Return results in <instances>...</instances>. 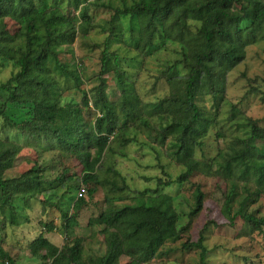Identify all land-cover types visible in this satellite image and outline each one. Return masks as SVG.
<instances>
[{
	"label": "trees",
	"instance_id": "obj_1",
	"mask_svg": "<svg viewBox=\"0 0 264 264\" xmlns=\"http://www.w3.org/2000/svg\"><path fill=\"white\" fill-rule=\"evenodd\" d=\"M88 1L71 0L72 7L82 6L79 16L71 17L60 13L59 8L41 9L37 0H0V59L10 60L17 67L6 81L0 83V115L11 126L22 128L26 133H52L63 147L72 150L83 165L84 173L78 182L84 184H70L68 191L73 188L80 191L85 187L89 198L101 184L96 170L106 150L110 149L111 138L126 144L129 141L126 136L129 137L128 132L134 125L154 128L149 121V115L154 112L161 120L155 125L159 132L157 138L161 143L171 138L173 155L186 170L174 179L159 177L155 193L139 196L134 203L108 208L89 220L91 225H105L115 231L107 239V253L100 263L84 258L82 238L61 249L41 234L30 248L33 255H40L45 250L42 255L45 264H106L115 252L116 237H119L122 250L133 264H148L168 254L166 244L182 239L192 220L204 209L206 194L197 184L189 221L182 225L174 196L160 192L159 188L188 182L200 170V161L195 157L196 147L208 136L214 117L206 115L198 99L213 95L216 108L225 101L228 74L245 60L249 46L264 40V0H136L122 7L112 6L111 21L129 19L133 38L130 44L142 54L160 51L162 48L158 45L167 41L180 46L181 55L165 70L169 73L171 94L149 103L143 102L129 71L124 68L121 50L112 48L115 42L123 41L121 33L117 32L118 26L96 25L88 13ZM5 18L20 26L17 34L8 31ZM191 20L199 22L197 31H192ZM77 22L84 34L96 27L108 32L102 50L100 83L93 102L98 115L91 123L84 120L81 112H71V103L63 100L65 89H80L82 84L78 66L72 68L60 57L63 46L70 44L76 35ZM111 72L120 91L117 101H112L106 92L105 76ZM62 79L66 81L65 86ZM82 92L84 104L89 105L87 92ZM7 103L28 108V122L21 123L10 117L6 111ZM257 122L247 121L248 135H236L228 150L220 153L210 165L216 166L218 173H223L230 183L224 193V210L231 223L241 217L254 230H262L264 217L250 210L264 194V126ZM244 125H239V130ZM21 151L22 146L16 141L0 138V212L13 225L21 224L17 200L28 202L38 192H44L48 203L54 194L47 189L46 168L42 165L16 177L3 176L15 166ZM122 178L125 181V177ZM57 179L64 185L70 178L58 176ZM240 182L244 183L242 196L238 190ZM250 182H254L255 189ZM237 195L241 198L233 211L232 203ZM85 196L73 197L72 213L61 208L67 229L77 224L80 210L88 203ZM118 198L125 199L123 196ZM208 226L209 222L197 240L188 238L182 243L186 250L200 251V264H209L204 236ZM45 227L48 231L55 229L52 223H46ZM48 259H52L51 262ZM0 262L15 264L1 245Z\"/></svg>",
	"mask_w": 264,
	"mask_h": 264
},
{
	"label": "rangeland",
	"instance_id": "obj_2",
	"mask_svg": "<svg viewBox=\"0 0 264 264\" xmlns=\"http://www.w3.org/2000/svg\"><path fill=\"white\" fill-rule=\"evenodd\" d=\"M70 1L37 0L41 9L54 7L59 8L60 13L67 16H79L82 6L74 8ZM135 1L89 0L88 13L98 26H118L117 32L121 33L123 41L115 42L112 48L121 50L124 68L129 71V76L134 81L143 102L149 103L171 94L169 73L165 70L181 53L179 44L172 41L159 44L162 49L150 55L142 54L130 44L133 38L128 27L129 19L115 18L111 21L114 14L112 6L122 7ZM5 23L10 33L19 32L20 26L14 20L5 18ZM189 23L192 31H197L199 22L191 20ZM107 36L108 32L102 31L100 27L84 34L77 22L73 41L64 45L60 52L62 60L72 68L78 66L82 76L81 88L65 89L63 100L71 103L69 108L71 112H81L84 120L89 123L98 115L93 102L96 88L100 83L102 50ZM16 70L14 62L0 59V83L6 81ZM105 77L106 92L112 101H117L120 91L113 72ZM61 81L65 86L66 81L63 79ZM226 84L225 101L218 108L215 107L216 100L213 95L198 99L206 115L214 117L208 136L204 138L201 146L196 147L195 157L200 161V170L196 171L188 182L159 188L160 192L174 196V205L181 216L182 225L189 221V211L194 204L197 184H200L206 194L204 209L192 220L189 231L182 239L166 244L165 249L168 250V254L157 257L148 264H200V251L186 250L182 247V243L188 238L197 240L207 222L209 226L204 236L205 244L209 249L207 258L209 264H264V227L262 230H254L241 217H237L234 223H231L224 210V193L229 189L230 183L223 173H218L216 166L210 165L220 153L228 150L229 144L236 135H248L247 121L253 119L258 121V125L264 126V40L247 48L245 60L228 74ZM82 90L87 92L89 105L84 104ZM6 111L16 121L28 122V108L7 103ZM232 114L233 120H231ZM149 121L154 128L134 125L128 132L129 137L126 136L129 140L126 144L120 139L111 138L110 149L106 150L96 170L101 184H98V190L92 198L86 193L88 203L80 210L77 224L67 229L61 208L72 213L79 188L68 191V185L84 184L78 182L84 173L79 158L68 147H63L54 134H44V132L39 134L32 131L26 133L22 128L11 126L4 120L3 115H0V138L16 141L22 146L15 166L4 172L3 176L16 177L33 167L42 165L46 168L47 189L54 193L51 202L48 203L45 202L44 192H38L28 202L17 200L15 203L17 211L22 215L19 225L11 224L0 212V245L10 253L15 264H45L46 260L42 257L45 250H42L40 255H33L30 248L31 243L41 234L61 249L82 238L84 258L101 262L102 257L107 253V239L115 231L109 226L91 225L89 220L108 208L134 203L135 198L139 196L155 193L159 177L164 180L174 179L186 170V166L179 164L173 155L171 138L164 143L157 138L159 132L155 125L161 120L155 112L149 115ZM243 123L245 125L239 130V125ZM91 151L94 153L95 149L92 148ZM1 174L0 172V176ZM58 176L73 180L66 179L63 185L61 180L57 179ZM243 185V182L238 185L241 196L244 193ZM250 185L255 189L254 182H250ZM120 196L125 199H119ZM240 198L237 195L232 203L233 211L237 209ZM250 210L259 217H264V194ZM46 223H52L55 229L48 231L45 227ZM122 248L121 239L116 237L115 252L109 256L106 264H133ZM51 260L47 261L51 262Z\"/></svg>",
	"mask_w": 264,
	"mask_h": 264
},
{
	"label": "built area",
	"instance_id": "obj_3",
	"mask_svg": "<svg viewBox=\"0 0 264 264\" xmlns=\"http://www.w3.org/2000/svg\"><path fill=\"white\" fill-rule=\"evenodd\" d=\"M85 193H86V189H85V187H82L81 189H80V191H79V197H83V196H85Z\"/></svg>",
	"mask_w": 264,
	"mask_h": 264
}]
</instances>
